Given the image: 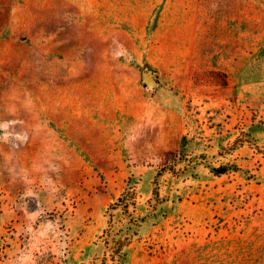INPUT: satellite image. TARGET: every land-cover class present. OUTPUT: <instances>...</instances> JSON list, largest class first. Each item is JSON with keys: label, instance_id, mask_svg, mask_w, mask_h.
Returning <instances> with one entry per match:
<instances>
[{"label": "rangeland", "instance_id": "1", "mask_svg": "<svg viewBox=\"0 0 264 264\" xmlns=\"http://www.w3.org/2000/svg\"><path fill=\"white\" fill-rule=\"evenodd\" d=\"M132 185L124 264H264V0H0V264H92Z\"/></svg>", "mask_w": 264, "mask_h": 264}, {"label": "trees", "instance_id": "2", "mask_svg": "<svg viewBox=\"0 0 264 264\" xmlns=\"http://www.w3.org/2000/svg\"><path fill=\"white\" fill-rule=\"evenodd\" d=\"M174 165L175 162L169 165L166 164V167L158 171V175H161L162 171L165 170L175 172ZM154 184V195L156 197L155 208L157 203L161 201L157 178ZM117 209H121L123 214V217L119 219L121 223L120 226H117L115 212ZM106 214L108 215V223L103 229L100 237L103 239L107 251L102 258H95L92 264H124V260L128 255L127 248L137 234L134 226L140 225L141 222L145 220V216L138 211L137 186H127L121 194L109 204ZM124 220H126V222Z\"/></svg>", "mask_w": 264, "mask_h": 264}, {"label": "water", "instance_id": "3", "mask_svg": "<svg viewBox=\"0 0 264 264\" xmlns=\"http://www.w3.org/2000/svg\"><path fill=\"white\" fill-rule=\"evenodd\" d=\"M155 83H156V82H155L154 80H151V81H150V84H151V85H153V84H155Z\"/></svg>", "mask_w": 264, "mask_h": 264}]
</instances>
